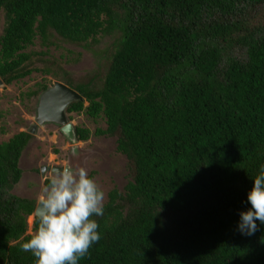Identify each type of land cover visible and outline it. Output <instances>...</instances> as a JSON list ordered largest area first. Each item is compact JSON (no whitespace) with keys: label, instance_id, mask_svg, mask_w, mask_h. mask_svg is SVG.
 Segmentation results:
<instances>
[{"label":"trees","instance_id":"16d2710c","mask_svg":"<svg viewBox=\"0 0 264 264\" xmlns=\"http://www.w3.org/2000/svg\"><path fill=\"white\" fill-rule=\"evenodd\" d=\"M1 16L5 84L61 79L46 51H25L36 37L89 48L118 34L102 74L62 82L83 98L66 113L102 118L94 134L116 138L129 175L93 217L101 239L78 264H264V224L238 230L264 166V0H0ZM37 86L29 94L49 87ZM90 133L75 126L77 140ZM29 140L0 142V264L36 261L21 251L36 201L12 192Z\"/></svg>","mask_w":264,"mask_h":264},{"label":"rangeland","instance_id":"374dc122","mask_svg":"<svg viewBox=\"0 0 264 264\" xmlns=\"http://www.w3.org/2000/svg\"><path fill=\"white\" fill-rule=\"evenodd\" d=\"M4 25L1 16L0 33ZM100 38V42L87 48L80 45H71L60 42L59 46L45 48L41 45L39 37L26 48V52H45L44 59L54 63L59 73L60 82L64 78L74 81L87 80L94 73L103 72L107 55L111 52L117 37ZM57 63V67L56 64ZM38 66L49 67L48 63H38ZM51 68V69H54ZM55 79L52 73L45 74L40 71L33 72L18 81L0 84V142L7 141L14 134L25 131L30 134V140L21 154L19 167L22 176L12 192L20 197L39 201L41 189L46 184L45 176L51 167L68 165L74 170L81 167L93 173V179L107 194L113 188L123 191L129 180L126 157L117 151L116 138L107 135H95L97 128H105L102 118L94 120L83 112L66 113L67 120L74 126L85 127L90 130V137L86 141L77 140L75 145L59 132V126L54 123L37 124L36 108L39 95L29 94L37 89L38 83L51 86ZM86 104V103H85ZM47 167L45 171H41ZM32 215L27 218L26 234H32Z\"/></svg>","mask_w":264,"mask_h":264},{"label":"clouds","instance_id":"9594fccd","mask_svg":"<svg viewBox=\"0 0 264 264\" xmlns=\"http://www.w3.org/2000/svg\"><path fill=\"white\" fill-rule=\"evenodd\" d=\"M45 179L37 227L21 251L31 252L35 264H78L101 239L93 217L103 216L105 193L83 167L52 169ZM247 202L250 208L240 212L238 230L251 236L258 230L257 221L264 224V166L253 179Z\"/></svg>","mask_w":264,"mask_h":264},{"label":"water","instance_id":"95a60500","mask_svg":"<svg viewBox=\"0 0 264 264\" xmlns=\"http://www.w3.org/2000/svg\"><path fill=\"white\" fill-rule=\"evenodd\" d=\"M1 84V80H0ZM83 100L82 96L60 81H54L53 84L38 96L36 118L37 124L54 123L59 126V132L64 135L72 147H76L77 141L75 126L67 120L66 108L75 101ZM69 167L68 165H66ZM65 166V167H66ZM52 169H62L61 167H51ZM43 171V170H42ZM39 202L36 203L34 216L38 210Z\"/></svg>","mask_w":264,"mask_h":264},{"label":"flooded vegetation","instance_id":"af4514ba","mask_svg":"<svg viewBox=\"0 0 264 264\" xmlns=\"http://www.w3.org/2000/svg\"><path fill=\"white\" fill-rule=\"evenodd\" d=\"M45 169H47V167H43L42 169H41V171L43 170V171H45ZM51 170V169H50ZM39 202V201H38ZM37 203V202H36Z\"/></svg>","mask_w":264,"mask_h":264},{"label":"built area","instance_id":"2783aa9c","mask_svg":"<svg viewBox=\"0 0 264 264\" xmlns=\"http://www.w3.org/2000/svg\"><path fill=\"white\" fill-rule=\"evenodd\" d=\"M32 217H33V220H34V214H32ZM31 227H33V221H32V225H31Z\"/></svg>","mask_w":264,"mask_h":264}]
</instances>
